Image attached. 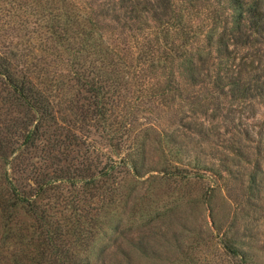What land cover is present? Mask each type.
<instances>
[{
	"label": "trees",
	"instance_id": "1",
	"mask_svg": "<svg viewBox=\"0 0 264 264\" xmlns=\"http://www.w3.org/2000/svg\"><path fill=\"white\" fill-rule=\"evenodd\" d=\"M91 9L84 0H0V38L25 31L13 48L0 41V264H98L102 243L189 200L192 180L206 184L193 203L209 211L212 230L204 249L193 235L173 264H264L249 248L246 223L217 224L212 214L215 192L234 189L225 163L240 150L184 159L176 133L136 125L172 109L209 137L203 125L217 118L222 97L241 114L220 116L247 123L250 109L264 105V78L253 75L262 59L252 52L264 44V0H109L102 16ZM100 16L120 25L102 27ZM205 47L219 59L214 72L199 67ZM150 130L165 156L152 178L172 185L168 195L139 189L153 182L142 179ZM94 135L112 156L103 159ZM257 162L238 198H228L244 221L261 208ZM208 243L218 261L207 259ZM138 249L151 255L149 246Z\"/></svg>",
	"mask_w": 264,
	"mask_h": 264
},
{
	"label": "rangeland",
	"instance_id": "2",
	"mask_svg": "<svg viewBox=\"0 0 264 264\" xmlns=\"http://www.w3.org/2000/svg\"><path fill=\"white\" fill-rule=\"evenodd\" d=\"M87 3V6H90L93 11V15L101 12L103 15V2L109 0H84ZM92 6V7H91ZM201 5L198 4V7ZM22 12V10H20ZM119 14V12H118ZM121 15V14H120ZM98 19L99 25L105 26H115L118 27L120 24L116 21H111L108 19ZM122 20V19H121ZM16 32V31H12ZM25 31L19 32V37L16 36V33L12 35L3 36L0 38L1 44L5 46V49L8 47H14L15 45L20 44L22 40L25 41L24 36ZM203 46L205 44H202ZM7 46V47H6ZM209 50L204 49L203 55L206 57V62L203 65H199L202 72L211 71L214 72L216 67H218L219 59L216 57V52L212 48L210 53ZM244 52V51H242ZM252 52H255V58H261L262 63L253 75H260L261 78H264V44L259 47V50L254 49ZM258 54V55H257ZM258 56V57H257ZM198 89V88H197ZM206 92L205 90H203ZM224 101V106L219 115L212 122H204L203 128L208 132L213 130L212 135L208 137H203L201 134H196V130L199 128L198 121L193 118L183 117L181 112H176L174 110H166L160 114L149 115L148 118H140L136 121L138 128H143L154 124L160 128H164L169 133H176V137H172L176 143L182 147V154L184 159H188L190 156H199L204 162H208L211 156L223 157V154H229L228 152L234 150H240L241 156L229 155L226 157L225 165H229L232 171V177L229 175L224 181L231 182V185L234 184V189L229 190L222 189L216 191L211 200L212 214L217 224L225 223L229 224L232 220V217L238 218L244 224L243 231L248 237L253 238L251 240V246L249 247L252 253L255 254L257 259H264V105L255 106L253 110L250 109L251 116L247 123L244 120H241L243 126H239L238 121L236 123H227L221 114H229L231 117L237 118L240 116L236 105L228 104V99L221 98ZM210 107L213 106V103H210ZM246 107V106H245ZM247 109V108H246ZM249 109V108H248ZM210 112V110H209ZM249 111H245L244 114H247ZM183 118V119H182ZM200 121V120H199ZM247 124V125H246ZM238 126L242 129L247 127V130L254 136V141L249 140L248 136L240 134L238 131ZM232 130L233 135L227 134L226 130ZM219 132L220 134L218 135ZM243 132V131H241ZM262 134V137L260 136ZM226 138H232L231 141H224ZM96 145L104 150L103 159H106V156H112L113 153L111 150L104 144V140L98 136H92ZM160 137L158 133L150 130L147 134V140L144 145V176L142 179H152V184L141 183L139 184L140 192H142L148 185L152 186L153 190L159 195H168L174 190L172 185L165 183L163 180L158 178H152V174L157 173V169L161 166L162 161L164 160V154L162 153L159 140ZM256 150H260V155L256 154ZM169 157V154L168 156ZM258 158V160H257ZM256 161L260 164L261 172L259 174L260 181V193L259 196L261 201L259 202L260 209L256 212L251 213L250 219H245L244 215L241 214L236 208L235 202L230 201L231 198L236 200L240 193V184L244 180L249 172L253 169H256ZM225 175V174H224ZM223 181V180H222ZM223 181V182H224ZM222 182V183H223ZM192 187L189 191L192 192V197L180 204H177L175 207H172L170 210L165 213L155 215L154 217L145 220L139 221L135 224L125 226V230L118 235L111 236L100 248L98 254V264H173L176 263L179 258L184 256V251L189 250L187 243L192 241L193 235H199L198 241L202 248L204 249L203 240L208 242L211 232V222L208 217V210H204L203 207L198 208L194 205L193 201L200 196L204 191L206 184L197 182L194 183L192 180ZM203 185V186H202ZM195 198V199H194ZM230 200H229V199ZM206 220L208 221L206 223ZM203 238V240H202ZM250 240V239H248ZM149 246L152 251L146 256H142L138 251L140 245ZM208 248L204 251L206 257L209 261L214 262L218 261L217 250L214 245L208 243ZM199 256H203L202 249L199 246ZM205 255V254H204Z\"/></svg>",
	"mask_w": 264,
	"mask_h": 264
}]
</instances>
